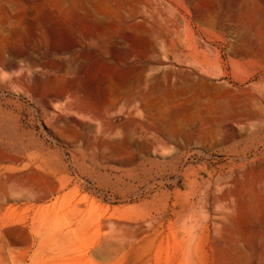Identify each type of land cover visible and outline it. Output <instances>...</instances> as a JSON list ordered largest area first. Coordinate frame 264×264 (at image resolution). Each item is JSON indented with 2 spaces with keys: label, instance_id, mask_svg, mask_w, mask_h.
Here are the masks:
<instances>
[{
  "label": "rangeland",
  "instance_id": "374dc122",
  "mask_svg": "<svg viewBox=\"0 0 264 264\" xmlns=\"http://www.w3.org/2000/svg\"><path fill=\"white\" fill-rule=\"evenodd\" d=\"M1 215L0 264H264V0H0Z\"/></svg>",
  "mask_w": 264,
  "mask_h": 264
},
{
  "label": "bare ground",
  "instance_id": "6f19581e",
  "mask_svg": "<svg viewBox=\"0 0 264 264\" xmlns=\"http://www.w3.org/2000/svg\"><path fill=\"white\" fill-rule=\"evenodd\" d=\"M156 80V79H155ZM150 81H151V79H150ZM157 81V80H156ZM164 82L166 83V85L168 86V87H173L175 84L174 83H172V81H171V74L170 73H167L165 76H164ZM153 86H152V88L153 89H155V90H158V87H157V84H152ZM162 85V84H161ZM68 107L69 106H72L73 105V101H69L68 102Z\"/></svg>",
  "mask_w": 264,
  "mask_h": 264
},
{
  "label": "crops",
  "instance_id": "0c3cea01",
  "mask_svg": "<svg viewBox=\"0 0 264 264\" xmlns=\"http://www.w3.org/2000/svg\"><path fill=\"white\" fill-rule=\"evenodd\" d=\"M0 222H3V215L0 216ZM9 244H10V246H12V244H13L12 241H10Z\"/></svg>",
  "mask_w": 264,
  "mask_h": 264
}]
</instances>
